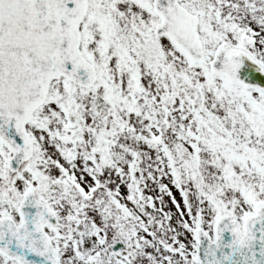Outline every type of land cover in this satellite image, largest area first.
Listing matches in <instances>:
<instances>
[{"label":"snow or ice","instance_id":"6c2138e0","mask_svg":"<svg viewBox=\"0 0 264 264\" xmlns=\"http://www.w3.org/2000/svg\"><path fill=\"white\" fill-rule=\"evenodd\" d=\"M0 264H264V0H0Z\"/></svg>","mask_w":264,"mask_h":264}]
</instances>
